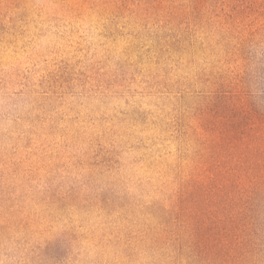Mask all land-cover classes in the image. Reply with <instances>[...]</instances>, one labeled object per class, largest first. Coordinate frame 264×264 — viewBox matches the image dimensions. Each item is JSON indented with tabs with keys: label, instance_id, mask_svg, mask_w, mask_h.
I'll return each instance as SVG.
<instances>
[{
	"label": "rangeland",
	"instance_id": "rangeland-1",
	"mask_svg": "<svg viewBox=\"0 0 264 264\" xmlns=\"http://www.w3.org/2000/svg\"><path fill=\"white\" fill-rule=\"evenodd\" d=\"M42 2L46 6L37 8V0H0V89L12 87L53 101L46 109L36 105L42 110L26 118L11 148L0 141V210L27 212L33 181L50 183L56 175L82 168L90 169V177H102L121 165L116 157L123 151L131 159L142 152L171 157L176 144L165 135L171 131L176 139L194 138L199 151L189 163L177 164L178 187L169 194L175 206L165 209L153 200L139 212L166 225L168 246L177 256L185 250L187 234L197 264H259L264 259V112L248 98L243 79L233 85L234 61L226 41L238 38L242 54L258 43L264 0ZM187 55L221 57L213 71L200 76L212 81L214 91L198 109L195 126L176 106L174 122L167 120L174 89L170 81L175 77L181 84ZM239 62L243 64V55ZM175 90L181 93L176 104L183 107L188 91ZM94 100L99 103L90 108ZM66 104L67 110L56 117L45 114ZM86 133L92 135L90 141ZM115 137L125 138L123 151L106 147L105 140ZM83 142L88 148L82 154L71 150ZM95 205L102 221L99 243L107 241L118 250L114 260L131 257L139 223L135 202L105 187ZM66 207L61 203L57 210ZM109 217L123 227L104 230ZM19 223L30 226V213L21 215ZM48 251L58 252L57 245L50 244Z\"/></svg>",
	"mask_w": 264,
	"mask_h": 264
},
{
	"label": "clouds",
	"instance_id": "clouds-1",
	"mask_svg": "<svg viewBox=\"0 0 264 264\" xmlns=\"http://www.w3.org/2000/svg\"><path fill=\"white\" fill-rule=\"evenodd\" d=\"M68 3L78 6L79 0H68ZM45 6L42 0H37L35 5L37 8ZM96 30L93 27L92 31ZM192 31L203 39L196 26L192 27ZM84 35L87 36L88 32H84ZM91 38L90 36L89 39ZM226 43L229 45V55L234 61L230 65L233 85L239 84L243 79L248 98L258 110L264 112V31L260 34L258 43L252 44L243 54L239 51L241 46L238 38L230 39ZM241 55L243 64L239 62ZM220 59L219 56L184 57L183 74L179 77L181 84H176L175 77L170 81L174 89L172 104L166 108V111L171 113L167 117L169 122H174L179 112L189 125L198 124L197 111L214 91L212 81L201 80L200 76L213 71L214 63ZM189 84L191 88H188ZM176 88L188 91V102L183 107L176 104L181 94L175 90ZM72 99L74 101L87 98ZM59 103L55 101L56 105ZM97 103L99 101L94 100L89 107L95 108ZM37 104H43L46 109L53 101H41L29 96L27 92L20 93L12 87L0 89V141L3 148H11L15 137L21 135L26 118L34 116L36 110H42L36 109ZM173 106L177 107V112H173ZM67 107L66 104L63 108L57 107L55 111L45 114L56 117L66 111ZM92 132L95 135L101 134L99 129H93ZM165 135L171 137L176 144V153L171 157L163 154L151 156L142 152L136 154L137 159H131L129 153L122 148V141L125 138L115 137L111 141L105 140V145L123 151L122 155L116 157L121 161V165L110 172H105L102 177H90V169L82 168L56 175L50 183L41 181L37 184L33 181V187L28 189L29 195L25 201L28 206L27 212L20 213L13 209L15 214H9L0 210V264H197L192 255L193 244L190 236L187 234L183 236L185 250L183 254L177 256L173 248L168 246L170 234L166 225L158 217L139 212L153 200H158L165 209H172L175 206V199H169V194L178 187L179 181L174 179L180 170L177 164L181 161L184 164L189 163L199 151L200 145L192 137L176 139L171 131ZM85 136L89 141L92 138L89 133ZM87 148L88 142H83L71 150L82 154ZM105 187L111 188L122 199L131 198L138 209L139 223L136 224V231L133 233L134 254L131 257L121 256L114 260L113 255L118 250L107 244V241L103 245L99 243L102 221L96 214L95 201ZM18 195L17 190L12 194L13 200ZM41 197L45 198L43 203L40 202ZM61 203L67 207L63 211H58L57 206ZM80 205H88V209H81ZM29 213L31 224L25 227L19 223V218ZM106 219L108 224L104 225V230H107L109 225L114 228L123 227L112 223L110 217ZM50 244L57 245L58 252H49ZM241 264L253 262L242 260ZM259 264H264V259H261Z\"/></svg>",
	"mask_w": 264,
	"mask_h": 264
}]
</instances>
